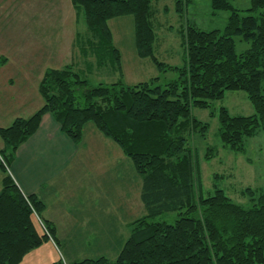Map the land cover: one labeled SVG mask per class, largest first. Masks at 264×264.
Here are the masks:
<instances>
[{"label": "trees", "instance_id": "obj_1", "mask_svg": "<svg viewBox=\"0 0 264 264\" xmlns=\"http://www.w3.org/2000/svg\"><path fill=\"white\" fill-rule=\"evenodd\" d=\"M157 0H72L83 15L87 31L77 33L74 47L87 67L108 68L120 76L91 86L75 60L49 68L39 83L44 104L30 117H18L0 128V264H18L42 243L59 246L55 226L43 218L45 203L26 195L9 174L19 147L51 113L61 129L81 143L87 124L114 141L133 161L143 180L141 198L146 213L130 224L124 245H115L116 259L87 258L74 264H264V191L246 188L249 206L235 202L216 187L206 195L197 151L190 141L206 137L209 124L194 108L208 109L227 91H244L255 112L233 115L225 106L218 113L219 136L225 147L245 150L246 140L264 130V0H251L245 10L231 0H211L214 12L229 11L223 29L203 30L188 23L182 29L185 63L161 61L155 53L153 19ZM191 0H175L185 14ZM133 15L138 56L150 58L161 71L175 70L178 78H159L128 85L123 80L121 53L109 20ZM236 37L249 44L238 53ZM215 149L209 147L206 158ZM174 212V222L158 219ZM38 221L42 229L36 224ZM53 264H64L62 260Z\"/></svg>", "mask_w": 264, "mask_h": 264}, {"label": "rangeland", "instance_id": "obj_2", "mask_svg": "<svg viewBox=\"0 0 264 264\" xmlns=\"http://www.w3.org/2000/svg\"><path fill=\"white\" fill-rule=\"evenodd\" d=\"M231 3L241 10L251 6V0H231ZM153 8L156 11L153 19L157 34L156 56L163 62L179 67L185 63L182 29L190 23L203 30H221L228 22L230 14L229 11L222 10L214 12L211 0H191L185 7L184 15H179L175 10V0L153 1ZM47 10L52 13L48 15ZM109 26L121 53L122 75L126 84L135 85L154 78H159L157 83L165 84L178 78V72L175 70L161 71L150 58L138 56L133 15L115 17L109 20ZM86 31L85 18L83 15H77L71 0H0V128L10 126L16 114L31 113L27 110V104L35 107L43 103L38 91V82L43 71L46 68H58L69 64L75 60V55L78 56L75 61L78 68L91 86L111 83L119 78L118 73L112 74L108 68H90L82 61L78 49L74 47L77 39L75 34L77 32L83 36ZM59 40L62 43V52L55 54L54 60H49L50 54L42 52L43 54H36L40 57L37 63L27 65L24 57L30 54L24 51L32 52L35 46L42 49L43 42ZM235 40L238 53L249 48V44L240 37H236ZM71 42H73L71 48L75 53L70 52ZM10 78L13 82L9 81ZM222 106L227 107L233 115H251L255 112L244 91H227L225 96L214 101L210 108L193 109V114L199 120L208 123L209 129L206 137L196 134L190 145L197 151L204 193L206 195L213 193L218 187L235 202L249 206L248 197L243 193L246 188L264 191V130L260 129L248 138L242 152L225 147L219 136L218 113ZM9 123L11 124L8 125ZM87 126L88 130L94 125L89 123ZM2 145L4 144L0 137V149ZM209 147L215 149V155L208 159L206 154ZM121 151L123 152L122 149ZM100 155L103 156L102 153ZM128 160L134 164L129 158ZM8 172L10 174V167ZM135 179V175L132 174L126 182L128 203L140 214L141 202ZM123 186L124 182L120 186L118 181H113V192L117 194V191L124 190ZM117 199V196H113V205H117L116 201L114 202ZM176 218L177 214L174 212L158 217L168 222H174ZM36 224L41 230V224L38 221ZM88 233V238L93 236L90 231ZM48 242L31 250L18 264H53L59 260L64 264H74L87 258L101 257L102 254L98 256L95 254L99 248L104 256L110 259L118 257L114 246L108 244L68 245L59 242L57 246L51 241Z\"/></svg>", "mask_w": 264, "mask_h": 264}, {"label": "crops", "instance_id": "obj_3", "mask_svg": "<svg viewBox=\"0 0 264 264\" xmlns=\"http://www.w3.org/2000/svg\"><path fill=\"white\" fill-rule=\"evenodd\" d=\"M46 12L48 15L52 13L50 10ZM61 44L60 40L48 41L42 43V49L35 46L32 52L24 51L30 54L24 57L27 65L39 61L38 53L50 54L49 60H54L55 54L62 52ZM71 47L73 42L70 44V52L75 53ZM16 52L19 53V50L16 49ZM47 69L39 79L38 91L40 80ZM9 81L13 82V79ZM43 104L39 103L35 107L27 104V110L31 113L16 114L11 123L18 117H30ZM87 127L81 143H76L62 131L51 113H45L37 132L19 147L10 166V174L26 195L35 194L45 203L43 218L55 226L61 243L123 246L129 237L131 222L147 212L141 198L143 180L114 141L104 136L95 126H90L88 130ZM132 174L136 177L141 202L140 214L128 203L126 182ZM2 178L1 172L0 189ZM113 181H118L120 186L124 182V190L115 194ZM113 196L118 198L114 200L117 205H113ZM88 231L93 235L90 238ZM51 242L54 243L53 240ZM95 252L97 256H104L100 248Z\"/></svg>", "mask_w": 264, "mask_h": 264}, {"label": "bare ground", "instance_id": "obj_4", "mask_svg": "<svg viewBox=\"0 0 264 264\" xmlns=\"http://www.w3.org/2000/svg\"><path fill=\"white\" fill-rule=\"evenodd\" d=\"M87 126V125H86Z\"/></svg>", "mask_w": 264, "mask_h": 264}]
</instances>
